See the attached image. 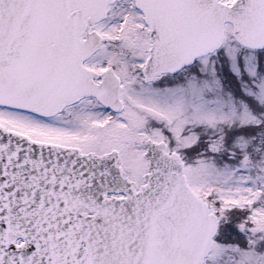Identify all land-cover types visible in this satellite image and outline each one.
I'll return each mask as SVG.
<instances>
[{"label":"snow or ice","instance_id":"obj_1","mask_svg":"<svg viewBox=\"0 0 264 264\" xmlns=\"http://www.w3.org/2000/svg\"><path fill=\"white\" fill-rule=\"evenodd\" d=\"M0 264H264V0H0Z\"/></svg>","mask_w":264,"mask_h":264}]
</instances>
